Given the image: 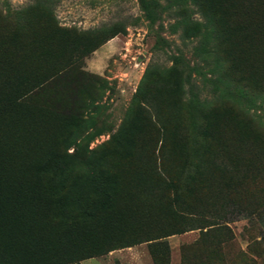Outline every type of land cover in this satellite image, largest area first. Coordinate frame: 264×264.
I'll use <instances>...</instances> for the list:
<instances>
[{
  "label": "trees",
  "instance_id": "16d2710c",
  "mask_svg": "<svg viewBox=\"0 0 264 264\" xmlns=\"http://www.w3.org/2000/svg\"><path fill=\"white\" fill-rule=\"evenodd\" d=\"M42 1L50 6L53 0ZM138 1L150 23H155L164 13L174 17V25L182 29L183 43L213 44L218 59L237 83L264 91V0ZM113 35L74 33L47 26L30 36L12 33L0 43V49H6L3 53L6 57L0 59V80L8 79L5 101L10 109L9 113L0 111V117L7 118L12 125L23 115V147L6 138L1 140L3 144L0 141L10 151L5 156L0 148V228L15 231L17 244H23V264H78L92 256H81L68 247L67 236L75 231H88L118 212L122 165L146 156L159 163L156 174L159 171L166 177L164 183L172 191V204L186 206L187 210L178 215L177 229L144 228L137 235L132 227L126 226L117 240L106 236L98 245L99 253L148 243L153 264H170L165 238L199 230L200 236L193 247L205 255L203 260L195 262L182 249L180 264H223L217 257L221 244L231 239L228 224L233 220L227 219L229 212L221 214L208 203L206 197L217 193L209 184L233 192L231 205L235 213L261 218L264 137L228 108L204 111L199 126L191 130L181 120L182 74L177 68L171 69L165 81L168 96L165 117L152 104L156 96L145 102L161 123L154 144L147 146L137 141L148 119L145 113L150 112V108L140 107L129 122L124 145L111 157L108 153L102 156L117 161L103 159L100 164L94 177L98 195L83 199L80 206H70L75 198L64 191L65 181L56 178L57 171L62 173L66 169L56 160L60 138L50 134L48 146L42 149L29 146L35 131L56 125L67 132L76 124L77 118L71 112L76 100L73 95L78 98L79 93L78 87L72 86L85 87L96 79L86 74L80 64ZM211 57L206 54L204 59L208 61ZM57 81L63 86L61 92L53 95V102L40 106L30 101L45 85ZM63 97L64 105L55 103L56 98L59 101ZM249 185L255 190L246 196ZM190 203L198 204V209L191 210ZM261 237L264 243V232Z\"/></svg>",
  "mask_w": 264,
  "mask_h": 264
},
{
  "label": "rangeland",
  "instance_id": "374dc122",
  "mask_svg": "<svg viewBox=\"0 0 264 264\" xmlns=\"http://www.w3.org/2000/svg\"><path fill=\"white\" fill-rule=\"evenodd\" d=\"M173 18L164 13L155 23H150L138 0H53L50 6L42 0H0V43L12 33L30 36L47 26L82 34H114L80 64L86 74L96 79L85 87L72 86L73 89L78 87L79 93L78 98L73 95L76 100L71 112L77 118L76 124L67 132L55 125L52 129L46 127L31 134L29 146L36 149L48 146L50 134L60 138L56 160L66 169L62 173L57 171L56 178L65 181L64 191L75 198L71 207H78L83 199L98 195L94 177L99 166L103 159L111 163L117 161L110 157L124 145L129 122L140 107L150 108V112L145 113L147 123L137 141L147 146L154 144L161 123L145 102L156 96L152 104L165 117L168 100L165 81L172 68L182 74L181 120L191 130L199 126L204 111L214 107L228 108L250 122L251 127L264 137V91L237 83L218 59L213 44L205 46L203 41L200 44L196 41L183 43L180 40L182 29L174 25ZM5 50L0 49V59L5 56ZM206 54L213 57L205 61ZM62 86L61 81L47 84L29 99L34 105L46 106L53 102V95L61 92ZM7 92L8 79L3 78L0 80V111L3 113L10 111L5 101ZM56 100V104H65L64 97ZM20 101L23 102V98ZM6 119L0 117V141L6 138L22 148L23 115L12 125ZM0 148L5 156L10 152L1 144ZM104 153L110 157L103 158ZM158 166V162L146 156L122 165L118 212L102 219L88 231H75L65 240L77 254L92 256L78 264H153L148 243L105 254L99 253L98 245L109 235L112 240H117L126 226L132 227L137 235L144 228H178V215L187 207L172 204V191L164 183L166 177L159 171L161 177L158 172L156 174ZM209 186L217 193L206 197L208 203L221 214L229 212L226 217L233 220L228 224L231 239L221 244L218 261L223 264H264L261 237L264 214L259 218L235 213L236 209L231 205L233 192L219 190L214 183ZM246 187V196H249L255 188L252 185ZM189 206L191 210H197L199 205L190 203ZM15 234L13 230L0 228V264H23V244H17ZM199 236V230H192L166 237L170 264H180L182 249L193 256L195 262L203 260L205 255L193 247Z\"/></svg>",
  "mask_w": 264,
  "mask_h": 264
}]
</instances>
